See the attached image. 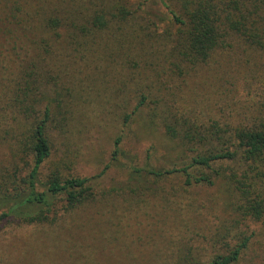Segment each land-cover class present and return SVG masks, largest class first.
Here are the masks:
<instances>
[{"label": "rangeland", "instance_id": "374dc122", "mask_svg": "<svg viewBox=\"0 0 264 264\" xmlns=\"http://www.w3.org/2000/svg\"><path fill=\"white\" fill-rule=\"evenodd\" d=\"M144 1L3 3L23 12L43 7L63 24L52 32L36 21L25 32L8 20L0 31V212L31 167V131L46 103L52 151L37 187L51 176L89 178L93 197L69 211L55 200L42 224L0 222V264H176L189 248L208 256L239 219L231 175L264 176L263 164L239 158L223 163L210 187L187 188L179 174L149 173L186 164L213 139V122L251 127L247 106L258 101V91L249 75L237 77L252 66L242 56L218 53L209 65L190 69L168 38L174 26L160 0H148L146 10L134 13ZM36 36L49 38L55 49L41 57L48 75L39 81L31 66L38 62L30 40ZM43 85L52 90L46 98ZM142 95L146 101L130 115ZM166 125L179 137L167 134ZM182 129L196 132L194 138H182ZM225 140L229 149L235 147L233 137ZM245 226L254 233L249 247L260 256L245 254L246 262L264 264V221Z\"/></svg>", "mask_w": 264, "mask_h": 264}, {"label": "trees", "instance_id": "16d2710c", "mask_svg": "<svg viewBox=\"0 0 264 264\" xmlns=\"http://www.w3.org/2000/svg\"><path fill=\"white\" fill-rule=\"evenodd\" d=\"M7 1L0 0V31H3L5 21L8 20L15 26L23 28L25 32L32 30L36 21H40L43 25L42 30L48 28L52 32L63 24L43 7L23 12L21 6L7 9L3 4ZM22 1L14 0V3ZM175 1L181 13H177L172 8ZM160 2L174 26L168 38L175 40V50L181 49L178 54L191 63L190 69L209 65L218 53L245 57L244 65L252 64L250 73L237 71V77L250 76L257 85L258 101L247 106L250 113L246 119L249 124H252L251 127L231 128L233 125L229 122L223 127L220 123L213 122L211 134L213 139L208 141L206 138L205 140L208 141L206 148L203 146L195 155L190 156L186 164L173 163L169 170H150L149 173L155 177L179 174L187 188L210 187L221 173L220 166L223 163H237L239 158L249 164L264 165V0H160ZM147 3L148 0L140 3L134 13L146 10ZM30 40H33L32 46L38 50L35 55L38 62L31 65L33 66L32 76H36L39 81L41 76L48 75V64L41 60V57L53 55L55 49L47 37L36 36ZM119 44L123 48L122 41ZM210 69H214L215 73L217 68L209 67L206 71ZM219 80L222 81V79ZM227 85L232 86V84ZM40 88L45 98L52 93L47 85ZM28 100L34 103L33 99L28 98ZM145 101L146 98L143 95L140 96V101L130 115L135 113ZM49 107V104H44L36 116L29 148L31 167L28 173L20 178L14 190V197L4 198V205L7 207L5 211L0 212V222L14 218L26 223L42 224L47 221L55 200L64 204L63 211H69L93 197L90 184L92 179L89 178L51 176L45 183L38 186H42L41 191L37 189L38 174L50 158L52 151L50 140L45 133L51 116ZM130 115L125 118V121L130 118ZM178 122L176 121L173 125ZM165 131L167 134L172 133L175 138L179 137L178 131L171 125H166ZM182 134V138L191 141L196 132L182 129ZM227 137L234 138L236 142L234 148L229 149L226 146ZM120 141L121 139L118 138L114 142L115 153L118 152ZM257 177L240 180L237 176L231 175V180L238 192L236 208L239 219L223 236L221 247L211 251L208 256H205L203 249L189 248L186 253L178 256L179 261L176 264H252L246 262L245 254H251L252 260L260 257L257 256L256 250H251L249 247L254 233L248 231V227L245 226L247 222L264 221V181L260 180L264 176ZM32 209L34 213L30 212ZM232 233V238L229 239L227 235ZM210 241L215 242L213 236Z\"/></svg>", "mask_w": 264, "mask_h": 264}]
</instances>
